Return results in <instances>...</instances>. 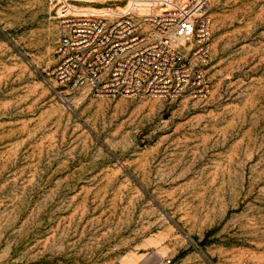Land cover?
Masks as SVG:
<instances>
[{
	"label": "rangeland",
	"instance_id": "1",
	"mask_svg": "<svg viewBox=\"0 0 264 264\" xmlns=\"http://www.w3.org/2000/svg\"><path fill=\"white\" fill-rule=\"evenodd\" d=\"M208 16L205 98L69 97L48 0H0V264H264V0Z\"/></svg>",
	"mask_w": 264,
	"mask_h": 264
},
{
	"label": "built area",
	"instance_id": "2",
	"mask_svg": "<svg viewBox=\"0 0 264 264\" xmlns=\"http://www.w3.org/2000/svg\"><path fill=\"white\" fill-rule=\"evenodd\" d=\"M57 20L61 95L205 98L210 89V0H48ZM185 50L186 52H182ZM198 254L199 245L193 247ZM155 264H180L163 257ZM189 264V263H187Z\"/></svg>",
	"mask_w": 264,
	"mask_h": 264
},
{
	"label": "bare ground",
	"instance_id": "3",
	"mask_svg": "<svg viewBox=\"0 0 264 264\" xmlns=\"http://www.w3.org/2000/svg\"><path fill=\"white\" fill-rule=\"evenodd\" d=\"M127 260H129V259H127ZM129 261H130V260H129ZM129 261H128V262H127V261H125V262L129 263ZM125 262H124V263H125Z\"/></svg>",
	"mask_w": 264,
	"mask_h": 264
},
{
	"label": "crops",
	"instance_id": "4",
	"mask_svg": "<svg viewBox=\"0 0 264 264\" xmlns=\"http://www.w3.org/2000/svg\"><path fill=\"white\" fill-rule=\"evenodd\" d=\"M180 264H187V263H186V262H185V263H182V262H181Z\"/></svg>",
	"mask_w": 264,
	"mask_h": 264
}]
</instances>
